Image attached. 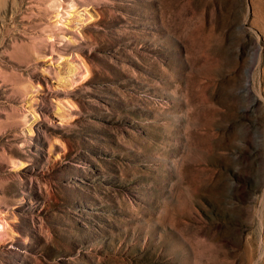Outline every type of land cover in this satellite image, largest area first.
I'll use <instances>...</instances> for the list:
<instances>
[{"label":"rangeland","instance_id":"obj_1","mask_svg":"<svg viewBox=\"0 0 264 264\" xmlns=\"http://www.w3.org/2000/svg\"><path fill=\"white\" fill-rule=\"evenodd\" d=\"M5 1L0 264H264V0Z\"/></svg>","mask_w":264,"mask_h":264},{"label":"bare ground","instance_id":"obj_2","mask_svg":"<svg viewBox=\"0 0 264 264\" xmlns=\"http://www.w3.org/2000/svg\"><path fill=\"white\" fill-rule=\"evenodd\" d=\"M10 1V0H9ZM0 2H2L1 0H0ZM6 1L4 0V3H5ZM4 3L2 4H0V7H2L1 5H4ZM13 3H14V1H13ZM7 4V3H6ZM13 5V4H12ZM16 5H18V4H16ZM15 6V5H14ZM13 7V6H12ZM12 7L10 8L11 9V11H12ZM74 7V6H73ZM3 8H5V7H3ZM4 11V13L6 14L7 12H8V6H7V8L6 9H4L3 10ZM3 16H5V15H3ZM7 16V15H6ZM1 22V21H0ZM2 23V22H1ZM0 28H1V25H0ZM1 30V29H0Z\"/></svg>","mask_w":264,"mask_h":264}]
</instances>
